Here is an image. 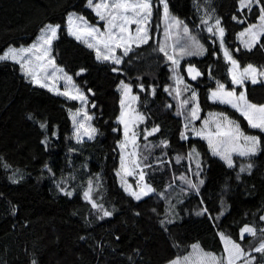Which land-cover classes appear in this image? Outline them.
Masks as SVG:
<instances>
[{"label": "trees", "instance_id": "trees-1", "mask_svg": "<svg viewBox=\"0 0 264 264\" xmlns=\"http://www.w3.org/2000/svg\"><path fill=\"white\" fill-rule=\"evenodd\" d=\"M167 3L169 13L183 21L207 49L203 55L185 56L181 60L178 72L183 79V100L189 99L195 90L202 118L214 110L228 114L246 133L260 137L261 151L248 157L237 156L240 164L231 168L219 155L213 154L207 140L191 134L186 140L181 138L186 119L177 114L181 110L180 97L173 85L174 65L159 51L163 45L172 54L175 44L169 35L165 36L163 5L159 0H153L151 39L139 47L133 46L127 55L122 54L119 65L97 60L93 49L68 32L70 12L83 15L92 23L98 22L87 0H0V54L10 45L30 44L47 23L60 25L52 44L53 53L57 62L87 92L89 109L95 115L98 128L94 138L74 139L65 129L71 125L69 109L76 110L78 100L33 84L15 61H0V130L9 127L10 114L23 94L40 97L57 111L54 120L27 113L39 126L42 141L47 137V143H43L45 161L38 172L32 164L13 161L8 152L0 151V264H33V261L36 264H165L190 249L182 242L186 221L184 205L211 183L212 165L225 175V181L216 193L210 213L215 228L201 235L198 242L218 257L225 255L220 231L245 251L258 247L259 230L264 229V220H261L264 132L249 127L236 108L212 101L209 93L222 83L237 92L245 90L250 101L263 104L264 81L233 84L230 63L225 59L219 38L206 29L219 18L225 30L224 42L235 59L242 67L251 64L261 71L264 36L251 50L239 40L240 31L258 21L259 8L253 6L251 12L247 9L241 12L238 0H167ZM260 4L264 5V0ZM207 15L212 19L204 25L201 21ZM190 65L201 73L195 80L188 75ZM113 68L118 71L114 72ZM122 81L131 85L138 98V109L146 118L141 124L140 159L146 180L155 192L140 200L125 191L117 175L121 160L119 142L124 135L118 121ZM140 85L144 86L143 90ZM185 85L189 86L188 91H184ZM193 104L190 100L186 107ZM41 124L47 127L41 128ZM156 126L159 131L145 139L146 132ZM193 149L195 153L189 158ZM177 156L182 157L179 162ZM146 164L151 167H145ZM248 164L252 168L241 172L240 167ZM182 176L185 180L180 179ZM89 180L92 198L113 213L110 217L101 218L103 212L84 200ZM188 180L198 185V192L191 189ZM239 190L253 205L236 212ZM68 192L72 194L69 196ZM245 225L256 228L257 236L246 235L241 240L238 231ZM253 255L254 264H264L260 253Z\"/></svg>", "mask_w": 264, "mask_h": 264}, {"label": "snow or ice", "instance_id": "snow-or-ice-1", "mask_svg": "<svg viewBox=\"0 0 264 264\" xmlns=\"http://www.w3.org/2000/svg\"><path fill=\"white\" fill-rule=\"evenodd\" d=\"M159 3L163 5V19L165 21V36L170 34L171 29H181L183 33L187 36L188 42L180 46L179 56L182 59L185 56L192 55H203L207 49L200 43V41L190 34V30L183 21L170 17L168 11L167 0H159ZM87 6L92 8L99 20L105 22L104 29L101 30L100 27L90 24L84 17L76 16L75 14H70L68 17V32L70 35L74 36L77 40L83 42L88 48L93 49L96 52V59L100 61H110L116 65L122 63V56H117L116 50L122 49V54L127 55L129 52L133 51V46L139 47L141 44L148 43L151 39L149 34L148 25L151 21L153 14V0H87ZM253 6L259 8L258 23L250 24L244 32L240 33V37L243 39L244 47L251 50L252 47L256 46L260 42V38L264 36V5L260 4V0H238V7L241 12L247 9L251 12ZM212 19L211 15H207L206 19L201 21L202 24L208 25V21ZM236 19V17H233ZM79 21V23H77ZM243 22V21H241ZM135 25L133 30L132 26ZM60 25H47L41 30L40 36L37 38L36 42L32 43L28 47L14 48L9 47L7 51L0 54V61L12 60L21 65L22 71L27 77L31 79V82L38 84L41 87L49 88L50 91H55L59 95H64L70 99L79 100L82 103L87 102V95H85L75 85L72 81V77L64 73L62 68H59L55 64L54 57L51 56V46L54 39L57 38V33ZM215 29V32H214ZM207 32L218 35L221 46L223 47V37L225 34L224 28L221 26V21L219 18L215 19L213 25L207 26ZM264 46V45H262ZM159 51L163 52L169 61L175 66L173 72L175 74L176 69L179 67V59L176 58L175 46H173V54H169L165 51V46L161 45ZM238 51V50H237ZM225 59L230 63L231 68L229 69L231 80L233 84L243 85L245 80H251L252 83L257 82V75L264 77V72L259 71L256 67L249 64L242 70L239 68V63L230 55L228 50L224 49ZM114 72L118 71L117 68L112 69ZM84 69H81L83 72ZM188 75L191 76L193 80L197 79L201 75L199 70L195 69L194 66H189L187 69ZM56 73H62L61 76L57 77ZM77 75H80L78 72ZM56 79H63L66 81V87L63 92L54 87ZM179 83H183L182 77L178 79ZM67 85H72L75 89L76 94L73 95L67 88ZM121 87L123 89L124 95L128 96L131 92V86L121 82ZM143 90V85L139 86ZM189 86L185 85L184 91H188ZM167 90V89H166ZM89 92L91 90L89 89ZM153 94H155V89H152ZM176 95H180V89H176ZM137 97H132L135 100ZM211 98L214 100H220L222 103L231 104L232 107L236 108L241 112V114L248 121L249 127L253 129H259L264 132V105H256L249 102L246 98L244 92H241L239 96L236 95L235 91H226L225 85L218 83V88L216 91L211 93ZM190 100L194 102V106L190 109L188 116L186 117L187 122L184 125L185 132L181 134L182 139H187V132L189 131V124L192 121L199 119V104L197 102V94L195 90H192L191 97L182 102L181 107L187 105ZM124 100H121V105H124ZM95 107V105H92ZM169 107H171L169 105ZM71 111V110H70ZM83 114V120L90 121L92 116H90L83 109L77 110V112L72 114L73 123L76 124L77 117ZM178 115H184L183 111L177 113ZM213 119L210 121L208 119L203 121V127L199 130L194 127L191 128L193 135L201 136L208 140L209 146L211 147L213 154L219 155L229 167L234 166L232 159V153H237L239 156L248 157L257 154L261 151V140L259 136L246 135L241 129L238 123L229 120L220 114L221 118H216V114H209ZM146 118L143 115H139L137 120L143 122ZM83 120L76 127L77 139L80 140L81 130L83 129V135L88 136L90 139L93 133L96 132L95 128L85 127ZM118 121L124 124V135L125 141L121 143L120 147L123 149L129 140V128L128 122L125 120V112L122 111ZM135 123V121H134ZM214 124V129L209 128V124ZM41 128H46V124H41ZM159 131V127H154L151 131L147 132V136L153 135L155 132ZM53 135H56L54 132ZM131 141L134 145L132 155H137L135 149L136 145V133L132 132ZM243 141V143H240ZM43 143H47V137ZM162 145H167L166 141H161ZM145 147H148L147 145ZM195 153L193 149L192 153H189V158ZM198 156V153H196ZM144 159H147L145 157ZM182 157L177 156L176 160ZM162 163V161H161ZM134 167L139 168L140 163L138 160L133 161ZM124 158H121V168H124ZM145 167H151V165H145ZM197 167H199V161H197ZM252 168L251 164L246 166L242 165L240 171H248ZM128 175H132V172H128ZM117 175H120L118 172ZM144 172L141 170L139 175V180H144ZM181 180H185V177H180ZM14 182H18L15 181ZM187 183L191 189L196 192L199 191L198 185L192 183L188 180ZM203 184V180L200 181ZM147 189V190H145ZM131 196L136 200H140L143 196H148L149 194L155 192V189L151 188L150 185H144L140 188L139 192L132 191L131 186L125 188ZM64 191V189H61ZM92 181L88 182V190L84 192V199L92 203V207L99 209L103 212V217H110L113 213L103 209L102 205L96 203L92 199ZM68 192L67 195H71ZM162 195V194H161ZM207 213V208H203L197 215H203ZM264 220V216L261 217ZM164 224V221H161ZM261 233L259 246L245 251L241 245L233 241L230 237H225L221 233V238L224 240V253L222 257H217L214 253H206L199 248V245H192L193 251L196 253L195 261H192L190 253L184 257H177L170 261V264H238L242 261V264H254L256 257L253 253H260L264 257V229L259 230ZM245 234H249L252 237L257 236V229L248 225H245L240 231V239L243 240ZM33 264H36L33 261Z\"/></svg>", "mask_w": 264, "mask_h": 264}, {"label": "rangeland", "instance_id": "rangeland-1", "mask_svg": "<svg viewBox=\"0 0 264 264\" xmlns=\"http://www.w3.org/2000/svg\"><path fill=\"white\" fill-rule=\"evenodd\" d=\"M153 12H154V4H153ZM70 14H75L76 16H82L90 24L100 27L101 30L104 29V26H105V22L104 21L98 20V22L92 23L85 16L80 15V14L74 12V11L70 12ZM169 15H170V17H175V18L179 19L175 14L169 13ZM152 17H153V14H152ZM152 17H151V21H150V23L148 25L149 34H150V28H151L150 26H151V22H152ZM77 23H79V21H77ZM256 23H258V21ZM256 23H254V24H256ZM49 24H52V23H47L42 29H44ZM52 25H54V24H52ZM132 28L134 30L135 29V25H133ZM245 29L240 31V33L244 32ZM41 30L39 31V33H38L37 37L35 38V40L33 42H31L30 44L21 45V46L10 45L1 54H3L5 51H7V49L9 47L20 48V47H28V46H30L32 43L36 42L37 38L41 34ZM214 32H215V29H214ZM240 33H239V40H240L241 44L244 46L243 39H247V37H244L242 39L240 37ZM190 34L192 36H195L192 33H190ZM169 36L171 37V39H173V42L175 44L176 58L179 59V61H180V63H179V67H180L182 59L179 56V49H180L181 45L186 44V41L188 42V38L183 33L182 28L181 29H171ZM200 43L203 44L201 41H200ZM219 43H220V41H219ZM52 44H53V42H52ZM225 48L228 50V52L233 57V59H235V57L233 56L232 51L226 46V44L224 42V37H223V47L221 46V49H222L223 53H224V49ZM115 54L117 56H122V49H117ZM51 56L54 57L56 66H58L59 68H62L64 70V73H66L68 76L72 77V81H73V83L75 85V88H78L85 95H87V102L86 103H82L81 101L78 100L79 107L76 110L69 109V114H70V117H71V125H70V127L66 128L65 130L68 131L70 133V135L74 139L78 140L77 139V135H76V127L80 123V121L83 120V114L81 113V115L77 117L76 124L73 123L72 114L77 112V110L83 109V111H86L90 116H92V119L90 121L83 120V122H84V125H85L86 128L87 127H92V128L96 129V132L93 133V136H92V138H94L97 135V133H98V128H97V126L94 123L95 115L89 109V96H88L87 92L75 81L73 75L71 73H69L65 69V67L63 65H61V64H59L57 62L56 57H55V55L53 53L52 46H51ZM246 66L242 67L240 65V63H239L240 70H242ZM20 67H21V65H20ZM179 67L176 69L175 79H174L173 85H174L175 91H176L177 88L180 89V95H179L180 102H179V105H180V110L184 112V117L186 119L190 109L194 106V104L190 108H187L186 107L187 105L181 107L182 102L184 100H183V97H182V93H183L182 87H181L182 83L178 82V79L181 77V75L178 72ZM230 68H231V65H230ZM21 72L25 75V77L29 81H31V79L26 76V74L24 73V71H22V69H21ZM261 72H264V69L261 70ZM56 75H57V77H59V76L62 75V73H56ZM246 81L247 80H245V82ZM258 81H264V77H260L259 75H257V82ZM124 83L130 85L129 83H126V82H124ZM220 84H222V83H220ZM36 85H38V84H36ZM54 87L59 89V91L63 92L65 90V87H66V81L63 80V79H56ZM67 88L73 95L76 94L75 89L73 88L72 85H67ZM119 89H120V92H121V95H122V99L125 102L124 105L122 106L121 112L122 111L125 112V120L128 122L129 140L126 143V146L123 149L120 147V145H121L122 142L125 141V135H123V138L119 142V147H120V150H121V158L122 157L124 158L125 167L121 168V160H120V166H119V169H118L117 173L118 172L120 173V175H118L119 183L124 189L127 186L130 185L132 191L139 192V190H140V188L142 186H144V185H150L151 186V184L146 180V176L145 175H144V180L143 181L139 180V175H140L141 170L144 172V168H143L144 166L142 165V162H141V159H140V142H141L140 141V137L142 135L141 134L142 133V127H141L142 122H139L137 120V117L139 115H143V113L138 109V98H136L135 100L132 99V97H137V95H135L133 93L132 87H131V92L128 94V96L124 95V92H123V89L121 87V84L119 85ZM216 90L217 89L212 90L209 93V97H210V99L212 101H216V102L222 103L220 100H214V99L211 98V93L213 91H216ZM225 90L226 91H233L234 89H228L225 86ZM234 91H235L237 96H239V94L241 92H244L245 95H246L247 100L249 102H251L252 104H256V103H253L252 101H250L248 99L247 93H246L245 90L241 91V92H237L236 90H234ZM52 92L57 94V92H55V91H52ZM196 94H197V92H196ZM61 96H64V95H61ZM67 98H69V97H67ZM197 102L199 104L198 95H197ZM223 104H226V103H223ZM228 105L232 106L231 104H228ZM256 105H264V103L263 104H256ZM199 109L200 110L198 112V116L200 118L197 119V120L192 121V123L189 124V131L187 132V136L188 137L190 136V134L193 135V133L190 130L191 128L194 127L195 129L199 130V129H201L203 127V121L204 120L208 119V120L211 121L213 119V117H211L209 114H216V118H221L220 114H223L224 117H227L229 120L235 121L236 123L239 124L238 121H236L235 119L230 117L228 114H226V113H224L222 111H219V110L209 111V112H207L206 116L204 118H202L201 117L202 108H201L200 104H199ZM28 112L36 113L39 117H41V118H46L47 117L50 120H54L56 118V116H57V111L55 109H53L51 107V105L48 102H46L44 99H42L40 97H33V96L29 95V94L21 95L19 101L14 106V108H13L11 114H10V125H9V127L5 128V129L2 128L0 130V151L8 152L11 160H13V161L28 162V163L32 164L33 167L35 168V171L38 172L39 167L45 161L46 152H45V147H44L43 142H42V132H41L39 126L37 124H35L30 118L27 117V113ZM134 121H135V123H134ZM186 122H187V120L185 121V123ZM122 126H123V132H124V127L125 126H124V124H122ZM239 126H240V124H239ZM209 128H211L212 130H215L214 129V124L210 123L209 124ZM240 129L246 135H252V134L246 133L241 126H240ZM149 131H151V130H149ZM132 132L136 133V145H137V147H136L135 151H136L137 155H135V156L132 155L133 148H134V145H133V143L131 141ZM146 135H147V132H146L145 136ZM193 136H196V135H193ZM252 136H256V135H252ZM81 137H82L80 139L81 141L84 140V139H90L88 136L83 135V129L81 130ZM148 137L149 136H147V138ZM199 137H201V136H199ZM203 139H205V138H203ZM205 140H207V139H205ZM240 143H243V141H241ZM232 159H233V162H234V166L231 167V168H234L238 164H240V160L237 157V153H235V152L232 153ZM134 160H138L139 161V163H140L139 168L134 167V164H133ZM128 172H132L133 174L132 175H128L127 174ZM144 174H145V172H144ZM210 175H211V183L206 187V189L204 191H199L198 195L195 198H192L191 200H189L184 205V208L187 209V210L185 212V215H186V222H185V225H184L185 226V228H184L185 229L184 230L185 231V233H184L185 235H184V238L182 239V242L184 244H188L190 249H189L188 253H185L184 255H180V256H177V257H184V256H187V255H189L191 253L192 256L190 257V259L192 261H195L196 253L193 251L192 245H199L197 243L198 236H200V235L206 233L207 231H209L210 229H212V227H211L212 226L211 225V214L210 213H211V210H212V208L214 206V203H215L216 193H218V191L220 190V186L225 181V175L217 167H215L213 165L210 167ZM151 188H153V187L151 186ZM145 190H147V189H145ZM126 192L129 193L128 191H126ZM143 197H145V196H143ZM252 205L253 204L251 202H248V201H246L243 198L242 192L239 190L237 192V195H236V212H241L242 210H244V209H246L248 207H251ZM203 208H207V213H205L203 215H197V213L200 212ZM239 234H240V231H239ZM224 236L228 237L226 235H224ZM233 241H235V240H233ZM199 248L202 249L200 247V245H199ZM206 253H211V252H206ZM177 257H175V258H177ZM172 260H170V261H172ZM170 261H169V263L167 262L165 264H170ZM238 264H242V261L238 262Z\"/></svg>", "mask_w": 264, "mask_h": 264}, {"label": "crops", "instance_id": "crops-1", "mask_svg": "<svg viewBox=\"0 0 264 264\" xmlns=\"http://www.w3.org/2000/svg\"><path fill=\"white\" fill-rule=\"evenodd\" d=\"M69 15H70V13H69ZM69 15H68V17H69ZM68 17H67V22H68ZM67 27H68V24H67ZM82 43H83V42H82ZM237 156H239V155L237 154ZM186 210H187V209H184L185 212H186ZM185 222H186V221H185ZM211 225H212V226H211L212 229H214V228H215V225H214L212 219H211ZM248 226H251V225H248ZM243 227H244V226H243ZM243 227H242V228H243ZM251 227H253V226H251ZM184 228H185V226H184ZM242 228H241V229H242ZM212 229H210L209 231H211ZM241 229H240L239 231H241ZM184 230H185V229H184ZM184 230H183L182 239L184 238V235H185V234H184V233H185ZM209 231H207V232H209ZM239 231H238V233H239ZM207 232H206V233H207ZM219 233L221 234V233H223V232L220 231ZM204 234H205V233H204ZM223 234H224V233H223ZM202 235H203V234H202ZM224 235H225V234H224ZM239 235H240V234H239ZM246 235H249V234H245V236H246ZM200 236H201V235H200ZM200 236H198V238H197V243H198L199 245H200V243L198 242V239H199ZM220 236H221V235H220ZM226 236H227V235H226ZM228 237H229V236H228ZM221 239H222V238H221ZM222 242H223V245H224V241H223V239H222ZM258 246H259V245H258ZM200 247H201L205 252H211V253H214L213 251H207V250H205L201 245H200ZM188 252H189V251H188ZM188 252H187V253H188ZM214 254H216V253H214ZM216 255H217V254H216ZM217 256H218V255H217ZM173 260H174V259H173ZM168 263H169V262H168Z\"/></svg>", "mask_w": 264, "mask_h": 264}, {"label": "water", "instance_id": "water-1", "mask_svg": "<svg viewBox=\"0 0 264 264\" xmlns=\"http://www.w3.org/2000/svg\"><path fill=\"white\" fill-rule=\"evenodd\" d=\"M93 199V198H92ZM85 200V199H84ZM94 200V199H93ZM86 202H88V203H91L90 201H88V200H85ZM97 203V202H96Z\"/></svg>", "mask_w": 264, "mask_h": 264}]
</instances>
